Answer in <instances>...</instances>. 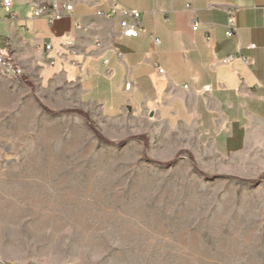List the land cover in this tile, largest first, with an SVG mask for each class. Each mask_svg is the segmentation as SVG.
Listing matches in <instances>:
<instances>
[{
  "label": "rangeland",
  "instance_id": "374dc122",
  "mask_svg": "<svg viewBox=\"0 0 264 264\" xmlns=\"http://www.w3.org/2000/svg\"><path fill=\"white\" fill-rule=\"evenodd\" d=\"M1 84L5 257L264 264V174L242 176L245 160H201L190 132L103 117L80 103L78 91Z\"/></svg>",
  "mask_w": 264,
  "mask_h": 264
},
{
  "label": "crops",
  "instance_id": "0c3cea01",
  "mask_svg": "<svg viewBox=\"0 0 264 264\" xmlns=\"http://www.w3.org/2000/svg\"><path fill=\"white\" fill-rule=\"evenodd\" d=\"M10 1V14L0 7V54L21 70L20 86L78 91L89 111L188 131L197 158L245 160L242 176L264 174V0H69L72 13L51 25L32 18V5L52 0ZM114 5L141 13L137 37L97 15Z\"/></svg>",
  "mask_w": 264,
  "mask_h": 264
},
{
  "label": "built area",
  "instance_id": "2783aa9c",
  "mask_svg": "<svg viewBox=\"0 0 264 264\" xmlns=\"http://www.w3.org/2000/svg\"><path fill=\"white\" fill-rule=\"evenodd\" d=\"M0 7L6 14H10L11 1L10 0H0ZM67 13H72V5L69 0H52L50 5H32V18L33 19H44L48 25L59 21ZM100 17H106L108 19H115L118 21L120 34L125 38H135L138 36L139 32L143 31L142 29V19L143 16L137 11H130L124 8H121L117 5H114L107 14L98 13ZM197 29L196 23L193 25V30ZM235 20L232 12L228 13L227 22H226V37H231L235 33ZM155 46L159 45V40L153 35H149ZM250 48H254L251 46ZM46 49L49 50V46H46ZM158 74L162 75L163 71L158 69ZM0 75H3L11 80L19 81L21 78V70L17 69L12 62L4 59L0 54ZM130 85L125 86V90H129ZM0 264H17L13 262H8L0 259ZM25 264H40L37 261H30Z\"/></svg>",
  "mask_w": 264,
  "mask_h": 264
},
{
  "label": "trees",
  "instance_id": "16d2710c",
  "mask_svg": "<svg viewBox=\"0 0 264 264\" xmlns=\"http://www.w3.org/2000/svg\"><path fill=\"white\" fill-rule=\"evenodd\" d=\"M4 41L2 39H0V48H4Z\"/></svg>",
  "mask_w": 264,
  "mask_h": 264
}]
</instances>
